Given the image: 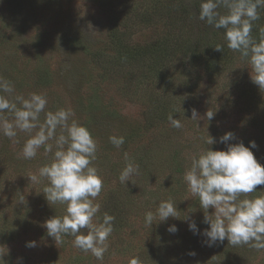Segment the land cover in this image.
<instances>
[{
  "label": "rangeland",
  "instance_id": "374dc122",
  "mask_svg": "<svg viewBox=\"0 0 264 264\" xmlns=\"http://www.w3.org/2000/svg\"><path fill=\"white\" fill-rule=\"evenodd\" d=\"M200 3L0 0V77L13 84V96L40 93L46 111H74L73 119L97 144L92 163L103 187L94 199L100 204L94 222L104 213L115 217L102 261L74 247L71 235L55 244L44 222L65 215L66 205L48 204L46 178L29 179L53 153L41 147L36 157L24 159L28 135L18 130L10 139L0 133V264H129L134 257L141 264H264V250L226 239L207 246V238L188 227L195 221L201 232L207 229L205 214L214 211L204 213L184 180L194 156L206 147L224 149L219 137L231 131L236 139L229 143L256 142L251 150L264 165V90L251 82L247 58L227 47L225 30L199 19ZM258 12L251 32L256 40L264 7ZM207 111H214L211 121ZM170 113L181 128L171 126ZM208 134L216 143L206 146ZM111 135L124 136L125 143L115 147ZM129 160L139 170L122 184ZM256 190L248 197L264 195V185ZM167 200L176 203L177 218L155 223L154 215L150 227L146 213L155 214ZM171 224L175 234L166 230ZM28 241L36 246L26 247Z\"/></svg>",
  "mask_w": 264,
  "mask_h": 264
},
{
  "label": "clouds",
  "instance_id": "9594fccd",
  "mask_svg": "<svg viewBox=\"0 0 264 264\" xmlns=\"http://www.w3.org/2000/svg\"><path fill=\"white\" fill-rule=\"evenodd\" d=\"M261 7H264V0H201L199 19L216 29L225 30L227 47L247 58L251 82L264 90V29L260 30L259 40L251 35L253 22L260 18L258 8ZM221 8L227 11L222 14ZM215 48L222 51L220 46ZM13 93V84L0 77V133L10 139L17 137L18 130L28 135L22 147L24 159L36 157L41 147L46 153H53L51 162L40 167L38 176L32 175L29 179L36 182L39 178H46L48 185L42 192L48 204L66 205L65 215L52 216L44 222L47 235L55 244H62L64 236L71 235L74 247L90 252L102 261L108 250L107 241L115 217L104 213L102 220L94 222L100 211V204L94 203V199L103 187L102 178L92 163L96 159V141L85 126L73 119L75 113L72 109L46 111L48 101L44 94L31 93L25 97L13 96ZM5 112L11 115V119L4 115ZM173 113L168 115L171 126L181 128L180 120L174 118ZM205 116L211 121L214 111H207ZM191 118L196 121L199 118L195 109ZM234 139V133L226 131L219 137L224 149L206 147L192 158L186 169L184 180L192 195L198 197L199 207L204 213H208L210 207L214 210L205 214L207 229L201 232L195 221H188V227L194 235L206 237L207 246L226 239L232 246L248 245L264 250V195L252 198L247 195L256 192L258 185H264V165L251 150L257 148L255 141H249L248 146L243 141L229 143ZM109 141L120 148L125 138L111 135ZM205 143L206 146L212 145L216 139L208 134ZM138 170L139 165L129 160L120 173V182L131 181ZM175 205L171 200L160 202L155 214L146 213V224L151 227L154 215L158 217L155 223L165 222L169 217L177 218ZM166 230L175 234L178 228L171 224ZM35 246V241L26 242V247ZM4 254L0 252V261L4 262ZM189 254L195 255V252ZM129 264H141V261L134 257Z\"/></svg>",
  "mask_w": 264,
  "mask_h": 264
}]
</instances>
